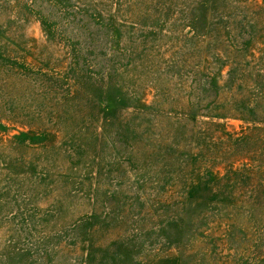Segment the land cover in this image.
<instances>
[{
	"label": "rangeland",
	"instance_id": "374dc122",
	"mask_svg": "<svg viewBox=\"0 0 264 264\" xmlns=\"http://www.w3.org/2000/svg\"><path fill=\"white\" fill-rule=\"evenodd\" d=\"M0 264H264V0H0Z\"/></svg>",
	"mask_w": 264,
	"mask_h": 264
}]
</instances>
